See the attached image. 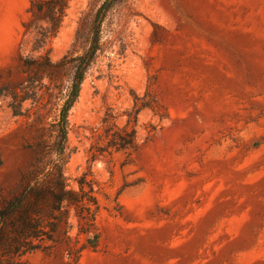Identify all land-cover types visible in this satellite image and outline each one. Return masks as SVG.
Masks as SVG:
<instances>
[{
    "label": "rangeland",
    "instance_id": "obj_1",
    "mask_svg": "<svg viewBox=\"0 0 264 264\" xmlns=\"http://www.w3.org/2000/svg\"><path fill=\"white\" fill-rule=\"evenodd\" d=\"M104 1L69 0L45 39L26 27L31 0H0V203L56 165L70 188L92 180L100 202L85 233L72 211L71 254L31 264H264V0H117L59 153ZM152 96L157 115L140 108ZM116 125L138 149L92 160Z\"/></svg>",
    "mask_w": 264,
    "mask_h": 264
},
{
    "label": "trees",
    "instance_id": "obj_2",
    "mask_svg": "<svg viewBox=\"0 0 264 264\" xmlns=\"http://www.w3.org/2000/svg\"><path fill=\"white\" fill-rule=\"evenodd\" d=\"M117 0H105L99 7L94 20V45L84 54L75 58V70L72 86L60 114L59 153L67 138L68 113L77 100L86 70L98 49L100 25L106 12ZM69 0H31L32 19L27 24L28 31L36 32L47 38L55 35L62 25ZM36 21V22H35ZM44 21L47 26L38 24ZM35 25V26H33ZM25 65H32L25 60ZM51 63V62H50ZM61 65V62L56 64ZM154 114L159 113V102L152 96L149 104ZM112 133L107 134L106 148H98L92 153V160L106 152L131 153L138 149L137 131L120 128L117 125ZM156 129V128H154ZM33 168L35 178L26 183L12 198L0 203V264H31V256L37 252L51 253L60 246L71 254L75 246V237L70 235L74 224L71 222L72 211L79 221L80 233L87 232L85 226L95 224L100 210V202L92 180L85 177L79 180V189L69 187L67 177L61 166L56 165L40 174ZM69 264V263H66Z\"/></svg>",
    "mask_w": 264,
    "mask_h": 264
}]
</instances>
